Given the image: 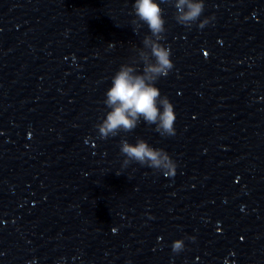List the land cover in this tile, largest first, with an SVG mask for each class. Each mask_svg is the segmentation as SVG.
<instances>
[{"label":"clouds","instance_id":"1","mask_svg":"<svg viewBox=\"0 0 264 264\" xmlns=\"http://www.w3.org/2000/svg\"><path fill=\"white\" fill-rule=\"evenodd\" d=\"M161 3L173 6L176 22L188 28L197 21L198 27L203 28L212 19L206 17L200 20L205 9L204 0H134V31L147 25L150 35L144 36L143 47H134L136 55L129 63L121 64L111 78V86L106 90L103 101L108 111L95 125L101 139L115 137L121 132H132L141 120L155 125V131L162 137L176 134L174 106L156 86L157 81L167 77L174 67L170 48L161 43L166 32ZM109 47H114V44H109ZM120 152L125 157L122 163L124 168L136 162L166 176L175 175L177 165L169 153L163 148L151 146L142 138H137L134 144L121 139ZM183 248V240H176L172 244L175 253Z\"/></svg>","mask_w":264,"mask_h":264}]
</instances>
